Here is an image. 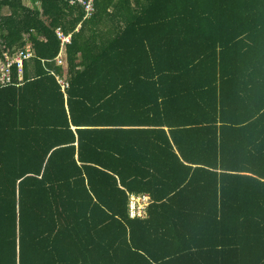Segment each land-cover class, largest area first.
<instances>
[{"label": "trees", "instance_id": "obj_1", "mask_svg": "<svg viewBox=\"0 0 264 264\" xmlns=\"http://www.w3.org/2000/svg\"><path fill=\"white\" fill-rule=\"evenodd\" d=\"M94 7L0 0V264H264V0Z\"/></svg>", "mask_w": 264, "mask_h": 264}, {"label": "built area", "instance_id": "obj_2", "mask_svg": "<svg viewBox=\"0 0 264 264\" xmlns=\"http://www.w3.org/2000/svg\"><path fill=\"white\" fill-rule=\"evenodd\" d=\"M70 5H80L84 8L85 19L92 17L95 7V0H67ZM57 38L60 41V49L58 54L54 57L52 61L57 66H63L66 63V53L65 49L68 44L72 42V34H66L61 27L55 29ZM35 54V51L31 44H28L25 48L18 49L13 53L5 52L3 57L0 58V83L5 85L11 82L13 77V68L17 67L18 74L22 79L24 73L25 63L31 60ZM55 79L60 86L63 93H66L70 88L69 80L65 74L54 73ZM151 203V198L148 194H130L129 195V217L145 219L147 217V209Z\"/></svg>", "mask_w": 264, "mask_h": 264}, {"label": "crops", "instance_id": "obj_3", "mask_svg": "<svg viewBox=\"0 0 264 264\" xmlns=\"http://www.w3.org/2000/svg\"><path fill=\"white\" fill-rule=\"evenodd\" d=\"M26 3L29 4V5H31V2H26ZM31 6H33V5H31ZM5 10H7V9H3L2 12L5 11ZM170 165L171 164L166 165V166H164V165L162 166L163 168L161 170H162L163 176H166V175H168L170 173V171L167 170L168 168H165V167H169ZM171 174H172V172H171ZM171 174H170V176H171ZM145 194H148V193H145ZM99 195L102 196L105 199L104 202L107 205L108 204V200H107L108 194L107 193H102V194H99ZM148 195L151 198V195L150 194H148ZM73 196H76L77 198L81 199V197H84L86 195H73ZM78 202L80 203L81 209H83V210H86V211H89V212H95V213H98L101 216H103V212L104 211H106L107 213H110V210L108 209V207H106V206L103 205L104 204L103 203V200H102V202H99L98 200H96V198H94L92 200H86V199H84V200H78ZM151 202H152V198H151ZM147 215H148V209H147ZM94 241H95V239L92 240V241H90V242H86V243H82V244H85V245L91 244V246L94 247L96 245V244H94ZM75 242H78V241L77 240H74V242H72V243H75ZM100 245L102 247L101 257L102 258L103 257H106L107 254H104L103 255V247L108 245V240L107 239H101Z\"/></svg>", "mask_w": 264, "mask_h": 264}, {"label": "rangeland", "instance_id": "obj_4", "mask_svg": "<svg viewBox=\"0 0 264 264\" xmlns=\"http://www.w3.org/2000/svg\"><path fill=\"white\" fill-rule=\"evenodd\" d=\"M7 12H8V9L7 10H5V11H3V13H5V14H7ZM66 65H64V67H65Z\"/></svg>", "mask_w": 264, "mask_h": 264}]
</instances>
